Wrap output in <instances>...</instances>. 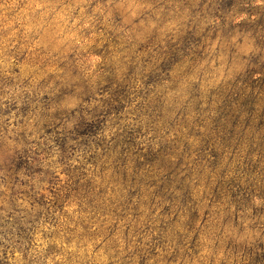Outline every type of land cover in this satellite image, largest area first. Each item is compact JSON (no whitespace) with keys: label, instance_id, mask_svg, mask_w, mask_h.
<instances>
[{"label":"trees","instance_id":"obj_1","mask_svg":"<svg viewBox=\"0 0 264 264\" xmlns=\"http://www.w3.org/2000/svg\"><path fill=\"white\" fill-rule=\"evenodd\" d=\"M254 23L263 40L264 11ZM92 54L96 69L71 55L49 95L16 98L17 145L0 166V264L16 251L26 264H90L75 250L89 243L105 250L103 264H214L228 227L264 212V59L214 93L191 75L200 55L176 44L144 55L109 39ZM73 94L79 105L62 108ZM259 248H229L219 264H264Z\"/></svg>","mask_w":264,"mask_h":264},{"label":"rangeland","instance_id":"obj_2","mask_svg":"<svg viewBox=\"0 0 264 264\" xmlns=\"http://www.w3.org/2000/svg\"><path fill=\"white\" fill-rule=\"evenodd\" d=\"M244 1L236 6L235 0H0V166L7 161L10 148L17 145L14 138L21 116L16 98L22 90L49 95L56 76L63 71L60 65L71 55L79 56L82 71L96 69L101 57L87 56V52L109 39L119 45L130 44L132 51L142 48L144 55H155L174 44L182 46L190 57L200 55L191 75L204 79V89L216 93L228 88L252 59L259 55L264 59V39L259 38L260 26L254 23L264 11V0ZM79 103L73 94L64 97L60 105L71 110ZM2 173L0 170V178ZM261 174L264 183V168ZM212 229L203 228L200 233L204 245L200 246V261L204 256L207 261L211 253ZM228 230L231 241L222 244L214 264H219L229 248H236L237 254L249 248L262 251L264 212ZM36 244L39 250L45 246L41 232ZM75 250L90 256V264L107 260L105 250L92 253L90 243L85 251L76 246ZM8 257L9 264H26L17 251ZM232 258L238 259L230 255V262ZM194 264L200 263L195 260Z\"/></svg>","mask_w":264,"mask_h":264}]
</instances>
